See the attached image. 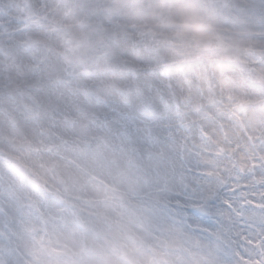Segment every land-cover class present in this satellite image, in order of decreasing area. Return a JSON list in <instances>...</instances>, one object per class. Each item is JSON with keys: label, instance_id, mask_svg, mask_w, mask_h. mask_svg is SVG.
<instances>
[{"label": "rangeland", "instance_id": "obj_1", "mask_svg": "<svg viewBox=\"0 0 264 264\" xmlns=\"http://www.w3.org/2000/svg\"><path fill=\"white\" fill-rule=\"evenodd\" d=\"M256 1L0 0V20L15 16L26 28L0 31V226L19 222L9 238L0 233V264H264V5ZM90 5L120 22L133 66L169 85L170 119L141 128L161 137L172 129L171 143L137 152L97 126L90 96L132 105L140 85L89 59L103 40ZM67 22L76 26L56 30ZM66 52L81 63L70 79ZM156 103L149 94L136 106ZM51 149L69 153L74 170H58ZM167 158L196 177L184 181L189 206L220 193L212 220L161 215L185 191L181 179L156 176Z\"/></svg>", "mask_w": 264, "mask_h": 264}, {"label": "snow or ice", "instance_id": "obj_2", "mask_svg": "<svg viewBox=\"0 0 264 264\" xmlns=\"http://www.w3.org/2000/svg\"><path fill=\"white\" fill-rule=\"evenodd\" d=\"M89 7L98 9L95 28L103 34L102 42L93 47L89 59L107 62L113 71L123 73L129 81L140 85V94L137 97L136 103L132 105L120 106L90 96L89 103L97 109L94 113L97 126L100 129L115 134L122 141L132 145L137 152L140 150L141 143L148 146L160 142L161 139L171 143L175 136L172 129H168L167 134L161 137L153 136L150 131L141 128L142 124H149L152 127H156L168 122L172 106L166 98L165 89L169 85L158 84L154 79L155 73L147 70L143 73L138 71L131 62L133 53L121 50L124 42L121 41L120 37V22L115 18H107L100 5H90ZM14 22L17 25L16 27H13ZM0 31L5 36H14L19 32L26 31L25 22L18 17L9 16L6 20H0ZM65 72L68 74L69 79L74 75L70 69H65ZM149 94L156 96L157 103L147 112L139 110L136 104ZM176 179L173 176V180L175 181ZM180 183L182 186H185V191L183 193L178 192L174 198L169 199L161 215L176 216L189 223H191L194 217L212 220L217 209V201H221L220 193L217 192L213 199L207 200L206 202L197 200L194 201L195 206H189L188 200L190 196L182 178ZM197 194H199V189L193 192V195ZM225 206H230V202Z\"/></svg>", "mask_w": 264, "mask_h": 264}, {"label": "bare ground", "instance_id": "obj_3", "mask_svg": "<svg viewBox=\"0 0 264 264\" xmlns=\"http://www.w3.org/2000/svg\"><path fill=\"white\" fill-rule=\"evenodd\" d=\"M261 0H258V1H256V5H260V6H262V5H264V1H261ZM67 25V26H66ZM66 25H62V24H60L59 26L61 27V28H59L58 26H56V30H59V29H64V30H66L67 28H69V29H73L72 27V25H74V24H72L71 22L70 23H68L67 22V24ZM74 26H76V25H74ZM3 37H7V36H3ZM80 38H85V35H81L80 36ZM3 40L4 39H2L1 41H0V44L2 45V42H3ZM13 41V40H12ZM102 42V38L101 39H99V43H101ZM73 43H75V40L73 41ZM0 45V54L3 56V52H4V50L6 49V48H4L3 46H1ZM10 46V45H9ZM76 47V46H75ZM66 56H64V58H65V62H66V64L67 65H71L70 67H69V69L70 70H72V71H74V70H77L79 67L78 66H80V62H78V61H76V60H73V61H70V58H69V55H68V53L66 52V54H65ZM44 66V67H43ZM78 67V68H77ZM41 70L42 71H44L45 69H46V71H48V73L50 72V67H49V65L48 64H43L42 66H41ZM119 76H121V77H125V75L123 74V73H120V75H118V76H116V78H118ZM126 86V85H125ZM115 99V98H114ZM207 99H208V101H207ZM211 100H212V97H210V98H207V97H205V101L207 102L206 103V105H205V107L211 102ZM130 103V101L129 102H127L126 104H129ZM202 103V101L201 100H198V101H196V105H199V104H201ZM213 103V102H212ZM211 104V103H210ZM120 106H121V104H119ZM23 114H27V112L26 111H24L23 112ZM181 119H182V117L181 116H179ZM170 119V118H169ZM209 121H210V119H209ZM179 120H177L176 122H175V124H173V126L172 127H176V128H179L181 125L179 124ZM57 129H58V133L59 134H63V124L62 123H57ZM179 126V127H178ZM178 130H175V132H177ZM191 132H192V129H186L185 130V132L183 131L182 132V134L184 135V136H189L190 134H191ZM94 151H97L98 152V150H94ZM91 152H93L92 150H90V153ZM174 151H171L170 152V155L172 156V155H174ZM65 155H69V157L70 158H72V156L69 154V153H67V152H64L63 150H60V149H51V150H49V160H50V162L51 163H57V168H58V166H59V168H58V170H65V171H68V170H74V166H71V165H74L75 163L74 162H72V160H68V159H66L65 160ZM187 161H189V162H191V161H193L191 158H189V157H187ZM167 162H168V164H163L162 165V170L166 173V174H164V175H162V174H160V173H158L157 171L155 172V174H156V176L157 177H162V176H165V175H168L169 176V178H172L173 179V176H175L177 179L176 180H178V179H183V181H191V180H193V179H195L196 177L195 176H193V175H188V174H185L184 173V167H183V164H181V163H175V161H173L172 160V158H167ZM201 162V161H200ZM69 163H71V164H69ZM188 164H194V162H191V163H188ZM201 165L203 166V164H202V162H201ZM170 168V171L168 172V167ZM0 171H3V164L0 162ZM179 181V180H178ZM1 183H3L4 184V187L3 188H6V185H8L10 182L9 181H7V180H5V179H1ZM0 213H1V209H0ZM0 219H1V216H0ZM16 226H18V229H19V222H16L15 221V223H13V222H11L10 223V226H9V230H7V231H5V230H3L2 229V227L0 226V233L3 235V238L5 239V238H9V236L11 235V233H12V230L15 232V229H16ZM23 262V260H22V258H20L19 257V260L16 262V264H20V263H22Z\"/></svg>", "mask_w": 264, "mask_h": 264}, {"label": "water", "instance_id": "obj_4", "mask_svg": "<svg viewBox=\"0 0 264 264\" xmlns=\"http://www.w3.org/2000/svg\"><path fill=\"white\" fill-rule=\"evenodd\" d=\"M207 1L212 3V2H217L218 0H207ZM220 1L226 4L229 0H220ZM219 46H220V37H217V39L215 38L209 41L207 48L210 50H214L217 49ZM130 236L134 238L133 235Z\"/></svg>", "mask_w": 264, "mask_h": 264}]
</instances>
